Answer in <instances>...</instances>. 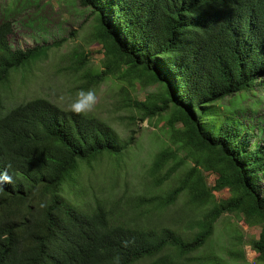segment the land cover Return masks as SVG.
I'll return each instance as SVG.
<instances>
[{
  "label": "trees",
  "instance_id": "trees-1",
  "mask_svg": "<svg viewBox=\"0 0 264 264\" xmlns=\"http://www.w3.org/2000/svg\"><path fill=\"white\" fill-rule=\"evenodd\" d=\"M35 0H20L15 11ZM93 17L89 39L101 45L100 65L85 49L68 53L80 87L116 80L112 105L127 122L123 140L96 115H73L44 96L4 105L13 71L46 54L51 46L12 47V18L0 21V170L13 177L0 191V264H228L215 251L202 253L216 221L234 214L259 226L250 238L264 264V114L223 98L264 88V0H78ZM136 85L147 91L133 96ZM261 90V88H259ZM260 95V94H259ZM243 99V97H241ZM222 109H220L221 107ZM161 124L166 144L153 155L148 178L159 193L134 196L136 214L167 209L180 195L200 213L185 212L184 226L127 220L99 200L79 206L66 183L81 162L100 155L119 159L132 144L137 121ZM10 165V167H9ZM216 178L209 185L206 174ZM177 175L172 183L163 185ZM165 189V190H164ZM228 196L216 199L214 191ZM42 202L47 203L41 208ZM185 211V210H184ZM237 243L241 235L234 236ZM232 257L243 251L226 249ZM204 252V251H203ZM255 263V261H254ZM257 263V262H256Z\"/></svg>",
  "mask_w": 264,
  "mask_h": 264
},
{
  "label": "rangeland",
  "instance_id": "rangeland-1",
  "mask_svg": "<svg viewBox=\"0 0 264 264\" xmlns=\"http://www.w3.org/2000/svg\"><path fill=\"white\" fill-rule=\"evenodd\" d=\"M19 1L0 0V21L5 16L12 18L10 45L28 48L49 45L53 41H59L61 44L49 47L44 56L11 73L4 90V105L8 107L35 96H44L64 108H69L76 94L80 90H87L80 87V82L69 69L68 53L74 46H81L85 53L87 52L89 62L95 67L100 65L102 57L101 45L88 37L93 21L91 10L89 7H81L78 0H35L37 3L31 2L33 5L17 12L15 6ZM116 85V80L108 79L92 89L97 94V104L92 115L109 122L125 140L127 122L119 118V113L115 112L112 105L114 99H118ZM257 87L258 89H251L249 93L241 92L238 96L223 98L220 104L225 106L234 99L237 103L242 100L239 107L252 108L258 102L255 100H264V88ZM153 88L152 86L141 89L136 85L132 94L138 99H143L147 91ZM256 108L259 109V115L264 114V102H260V106ZM137 123L135 137L122 158L112 159L102 154L90 163L81 162L79 174L64 186L66 196L79 206H88L99 200L108 211L113 214L122 213L127 220L139 218L154 225H165L171 220L181 219L175 222L174 226H184L187 217L182 215L194 211L199 214L200 209L196 210L188 205L183 194L167 209L135 213V195L159 193L163 188L152 186L148 176L154 153L166 144V134L160 123L148 126L146 119ZM262 124L261 131H254L264 140V121ZM176 176H172L163 185L172 183ZM215 178L214 173L206 174L209 185H213ZM258 184L264 190V174H261ZM214 194L216 199H221L228 196V191L223 189L214 191ZM259 230V226H247L234 214L225 213L216 221L212 238L202 253L215 251L228 259V264H258L257 253L252 249L249 240L257 237ZM237 234L241 235L239 243L234 238ZM228 248L243 251L244 257L232 258L225 251Z\"/></svg>",
  "mask_w": 264,
  "mask_h": 264
},
{
  "label": "clouds",
  "instance_id": "clouds-1",
  "mask_svg": "<svg viewBox=\"0 0 264 264\" xmlns=\"http://www.w3.org/2000/svg\"><path fill=\"white\" fill-rule=\"evenodd\" d=\"M97 104V94L94 90L89 89L87 91L80 90L76 94V98L71 102L68 111L73 115L80 116L82 118H88L95 110ZM10 167V165H9ZM13 177L6 170H0V191H3L6 184H12ZM48 205L46 202L40 204L41 208H46ZM122 258L117 255L113 258V264H121Z\"/></svg>",
  "mask_w": 264,
  "mask_h": 264
}]
</instances>
